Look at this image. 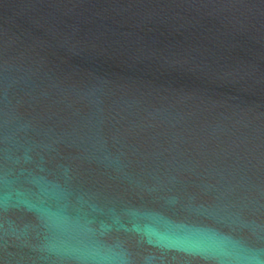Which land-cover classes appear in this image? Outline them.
<instances>
[{
	"label": "water",
	"instance_id": "95a60500",
	"mask_svg": "<svg viewBox=\"0 0 264 264\" xmlns=\"http://www.w3.org/2000/svg\"><path fill=\"white\" fill-rule=\"evenodd\" d=\"M0 264H264V0H0Z\"/></svg>",
	"mask_w": 264,
	"mask_h": 264
}]
</instances>
